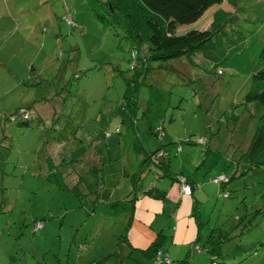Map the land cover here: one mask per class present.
<instances>
[{
    "label": "rangeland",
    "instance_id": "rangeland-1",
    "mask_svg": "<svg viewBox=\"0 0 264 264\" xmlns=\"http://www.w3.org/2000/svg\"><path fill=\"white\" fill-rule=\"evenodd\" d=\"M106 9L0 0V264H151L138 250L157 233L143 244L134 195L153 180L162 190V169L142 160L159 147L169 176L197 184L201 223L198 242L161 232L165 264H211L210 234L217 264H264V107L245 102L251 79L198 53L142 68L146 45L133 59L122 26L108 32L96 16ZM127 80L134 123L117 110Z\"/></svg>",
    "mask_w": 264,
    "mask_h": 264
},
{
    "label": "trees",
    "instance_id": "trees-1",
    "mask_svg": "<svg viewBox=\"0 0 264 264\" xmlns=\"http://www.w3.org/2000/svg\"><path fill=\"white\" fill-rule=\"evenodd\" d=\"M222 1L100 0L107 9L104 14L97 13L96 16L108 25V32L112 31L111 33L117 34L119 32H116V27L122 26L118 31L133 48V59H135V55H138L137 52H140L142 46L146 45V55H143L142 68L153 62H169L180 58L193 60L197 53L207 63L218 65L216 62H220L222 65V62L224 64L230 62L238 67L239 73L250 76L251 85L246 94L245 102H258L264 107V40H260L261 37H255L254 28L256 26L234 23L226 31L223 28L189 29L184 33L176 31L178 25L195 22L209 6ZM251 44H255L254 50L246 51ZM240 48L242 51H239ZM222 68L224 67L222 66ZM137 109L136 93L132 89L131 81L127 80L126 89L117 108L121 122L134 123V115ZM204 144L206 145V140L203 141ZM159 152L162 153V156L153 160ZM166 156L164 149H158L153 153L148 152L142 160L146 164L158 166L162 169L164 176L174 180V177L167 173L169 165L163 163ZM176 180L178 183V178ZM187 182L192 193L193 185L189 179ZM146 195L158 199L165 197L164 192L153 188L148 190ZM193 219L197 226L195 241L198 242L201 223L198 221L195 207ZM212 236V234L209 235L202 249L210 255V263L217 264L215 257L218 255L220 242L213 240ZM165 238L161 232L157 233L155 239L145 249L138 251L148 258L151 264H156L155 259L158 253L163 256L162 247ZM94 264H102V262L100 260ZM160 264H165V261L163 260Z\"/></svg>",
    "mask_w": 264,
    "mask_h": 264
},
{
    "label": "crops",
    "instance_id": "crops-1",
    "mask_svg": "<svg viewBox=\"0 0 264 264\" xmlns=\"http://www.w3.org/2000/svg\"><path fill=\"white\" fill-rule=\"evenodd\" d=\"M204 16H206V19H209L208 22H206L204 26L191 29L223 28V30L226 31L234 23H243L244 26H256L254 28L255 37H261L260 40H264V0H223L221 3L209 6L195 22H197L198 20H202ZM248 47L249 48L246 51H252L255 48V44H251ZM239 51H242L241 48L239 49ZM199 58H202V56H200ZM201 60L207 62L204 58ZM216 63L218 65H214L220 67V69L235 71V73L238 72V67L230 62L226 64L222 62V65L220 64V62ZM222 66L224 68H222ZM240 75L244 74L240 73ZM245 76H248L250 81V76ZM170 141L172 142V140ZM203 141L204 140L201 139L198 144L203 145ZM203 146H205L206 150L204 152V155H206L209 151L207 141L206 145L204 144ZM158 149L163 148L159 147L156 150ZM167 150L169 149H164L165 152ZM166 157L163 160L167 161ZM166 161H163V163L169 165V161ZM159 173L160 172L154 173V175L155 179L162 180L159 181V184H157L162 190L154 186L156 180H153L151 181V186L143 187V189H141L138 194L134 195L137 197L136 212L137 215L140 216L137 221H133V223L136 224L135 229L137 231L140 229L139 232L143 233V244L148 242L152 236L149 229H153L156 233H158V229L161 230L160 232H164L166 228H168L169 232L172 234L173 243H192L194 239H196L197 235V226L196 222L193 219V202H196L194 200V193L197 184L193 182L192 178L181 175V173H177L175 176H173L174 180L169 178L171 180V183L165 182L163 181V178H165L166 176H164L163 173ZM123 175L125 177L124 169ZM178 177L189 179L190 183L193 185V191L191 195L187 196L181 193L179 184L176 180ZM213 183H215L214 180ZM152 188L157 189L160 192H164L165 197L162 199H158L146 195V192ZM128 192H131V188L128 190ZM158 217L164 219L167 225L156 227L155 223Z\"/></svg>",
    "mask_w": 264,
    "mask_h": 264
},
{
    "label": "built area",
    "instance_id": "built-area-1",
    "mask_svg": "<svg viewBox=\"0 0 264 264\" xmlns=\"http://www.w3.org/2000/svg\"><path fill=\"white\" fill-rule=\"evenodd\" d=\"M219 73H221V71H219ZM162 156V153L161 152H159L155 157H154V159L153 160H155V158H160ZM224 178L223 177H217L216 179H214V182L215 181H221V180H223ZM178 183H179V187H180V191H181V193L183 194V195H190L191 194V188H190V186H189V184H188V182H187V179L186 178H184V177H178ZM165 261L166 262V258H162V255L160 254V253H158V256L156 257V259H155V263L156 264H160V263H162V261Z\"/></svg>",
    "mask_w": 264,
    "mask_h": 264
},
{
    "label": "clouds",
    "instance_id": "clouds-1",
    "mask_svg": "<svg viewBox=\"0 0 264 264\" xmlns=\"http://www.w3.org/2000/svg\"><path fill=\"white\" fill-rule=\"evenodd\" d=\"M219 71H221V70H219ZM219 71H218V72H219Z\"/></svg>",
    "mask_w": 264,
    "mask_h": 264
}]
</instances>
